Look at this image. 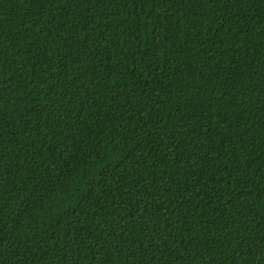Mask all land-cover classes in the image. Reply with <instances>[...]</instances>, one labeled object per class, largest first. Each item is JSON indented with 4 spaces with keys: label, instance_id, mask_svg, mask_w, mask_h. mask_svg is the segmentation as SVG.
Here are the masks:
<instances>
[{
    "label": "trees",
    "instance_id": "16d2710c",
    "mask_svg": "<svg viewBox=\"0 0 264 264\" xmlns=\"http://www.w3.org/2000/svg\"><path fill=\"white\" fill-rule=\"evenodd\" d=\"M0 264H264V0H0Z\"/></svg>",
    "mask_w": 264,
    "mask_h": 264
}]
</instances>
